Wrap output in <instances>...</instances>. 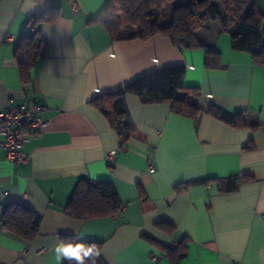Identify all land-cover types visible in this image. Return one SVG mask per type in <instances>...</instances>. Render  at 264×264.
Listing matches in <instances>:
<instances>
[{
  "label": "crops",
  "instance_id": "0c3cea01",
  "mask_svg": "<svg viewBox=\"0 0 264 264\" xmlns=\"http://www.w3.org/2000/svg\"><path fill=\"white\" fill-rule=\"evenodd\" d=\"M108 1L0 0V106L37 105L36 115L46 121L40 132L23 130L30 137L25 162L9 161L0 145V214L20 202L43 216L32 241L0 221V264H64L55 251L65 244L61 234L102 242L108 264H173L166 247L183 240L188 253L177 264H264V66L234 49L216 21L203 29V40L220 52L217 68L205 66L204 48L180 49L162 34L114 40L102 23L90 21ZM256 1L264 13V0ZM51 6H60L59 15L41 26L47 45L24 82L16 42L30 17ZM178 64L187 68L182 85L200 88L199 118L178 114L169 103L144 104L128 92L136 131L122 142L92 100ZM212 104L244 111L247 126L212 115ZM230 176L250 178L225 191ZM82 177L112 181L123 211L88 220L69 215L66 206ZM198 178L213 181L175 191ZM142 192L153 208L143 207Z\"/></svg>",
  "mask_w": 264,
  "mask_h": 264
},
{
  "label": "trees",
  "instance_id": "16d2710c",
  "mask_svg": "<svg viewBox=\"0 0 264 264\" xmlns=\"http://www.w3.org/2000/svg\"><path fill=\"white\" fill-rule=\"evenodd\" d=\"M59 12L60 6H51L44 12L32 15L26 30L16 42L15 54L24 82L30 81L31 70L47 45L41 34V26L53 22ZM90 21L102 23L114 40H147L162 34L177 48H204L205 66L217 68L220 65V52L212 43L203 40V29L211 21H216L219 30L231 36L234 49L250 52L256 63L264 66V13L256 0H109L98 16ZM186 71L185 65L178 64L144 74L117 90L97 96L92 103L106 115L122 142L128 141L136 131L126 103L128 92L137 94L144 104L169 103L172 111L197 120L202 109L196 105L195 99L201 91L196 86L182 85ZM179 91H184V96L179 97ZM209 112L233 126H247L244 111L232 114L212 104ZM249 178L230 176L224 189L233 191L241 180ZM210 181L213 179H194L176 185L175 191L180 193ZM141 200L145 209L154 207L144 192L141 193ZM123 209L112 181L84 177L79 179L66 206L69 215L81 220L117 216ZM42 220L41 214L20 202L7 204L0 214V221L7 230L29 241L39 235ZM60 237L65 244L95 245L99 255L93 253L85 258L84 264H108L101 254L102 242L80 240L73 234H61ZM166 253L172 263L177 264L187 256L188 244L183 240L177 246L166 247ZM64 264L78 262L66 258Z\"/></svg>",
  "mask_w": 264,
  "mask_h": 264
},
{
  "label": "built area",
  "instance_id": "2783aa9c",
  "mask_svg": "<svg viewBox=\"0 0 264 264\" xmlns=\"http://www.w3.org/2000/svg\"><path fill=\"white\" fill-rule=\"evenodd\" d=\"M72 5L78 11L76 2L73 1ZM8 39H13V36L9 34ZM34 107L31 110L27 104L0 106V136L3 137L0 145L7 150V159L14 164L23 163L29 157L24 151V144L30 137L23 130L37 133L46 125V121L36 115L41 108L37 105ZM114 154L115 152H111L110 156ZM262 219L264 220V213Z\"/></svg>",
  "mask_w": 264,
  "mask_h": 264
},
{
  "label": "clouds",
  "instance_id": "9594fccd",
  "mask_svg": "<svg viewBox=\"0 0 264 264\" xmlns=\"http://www.w3.org/2000/svg\"><path fill=\"white\" fill-rule=\"evenodd\" d=\"M57 258L75 259L78 264H84L85 258L90 257L95 253L96 256L99 252L96 251L95 245L85 247L83 243L72 244H59L56 249Z\"/></svg>",
  "mask_w": 264,
  "mask_h": 264
}]
</instances>
